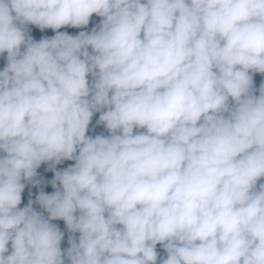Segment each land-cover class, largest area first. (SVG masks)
Instances as JSON below:
<instances>
[{"label":"clouds","instance_id":"1","mask_svg":"<svg viewBox=\"0 0 264 264\" xmlns=\"http://www.w3.org/2000/svg\"><path fill=\"white\" fill-rule=\"evenodd\" d=\"M0 54V264H264V0H0Z\"/></svg>","mask_w":264,"mask_h":264},{"label":"rangeland","instance_id":"2","mask_svg":"<svg viewBox=\"0 0 264 264\" xmlns=\"http://www.w3.org/2000/svg\"><path fill=\"white\" fill-rule=\"evenodd\" d=\"M100 20L99 17H96L95 15H93L90 18L89 21V25L87 26V28H71V27H64L61 29H58L57 31H64L66 33H68L69 35H75L77 34L79 31L84 30V31H88L92 28V26L96 23H98ZM30 28V35H32V37L34 39H40L41 37H51L52 35H54L53 31L51 29H45L43 31L35 28V26H29ZM6 56V54H0V70L3 69L4 65H5V59L4 57ZM99 116V113H94L93 118H92V122L89 125V131L86 133L88 135H96L99 133H104V129L102 125H95V121L97 120ZM93 125H95V127H93ZM74 163L73 161H63L60 164V168H64L67 167L69 164ZM52 171L51 170H41L38 173L37 179L42 180V183L37 185V186H30V188L27 190L24 202L22 204V207L24 205L27 204L29 199L35 200L36 194L38 193V191L43 190L45 193H51L53 191L51 185L47 182L48 180H50L52 178ZM38 205L37 204H33V208L37 210ZM43 211V210H42ZM45 215H47L46 213H44ZM52 223L56 224L60 230L64 233V237L61 241V249H65L66 247H68L67 244V239H68V231L64 226V222L62 220H54L52 221ZM78 235V234H76Z\"/></svg>","mask_w":264,"mask_h":264},{"label":"trees","instance_id":"3","mask_svg":"<svg viewBox=\"0 0 264 264\" xmlns=\"http://www.w3.org/2000/svg\"><path fill=\"white\" fill-rule=\"evenodd\" d=\"M261 79H264V74H260V73H254L253 74V86L255 88H258L259 87V84L261 82ZM56 168L59 169L60 168V164L56 165ZM41 170H50L47 168V165H44L42 164L40 166V168L37 169V173H39ZM30 184L29 185H26L24 191L22 192V199H21V205L20 207H22V204L24 202V199H25V196H26V193H27V190L30 188ZM37 211H42V209L39 208V206L37 207ZM157 251L163 255V250L160 248L159 244L157 245Z\"/></svg>","mask_w":264,"mask_h":264}]
</instances>
